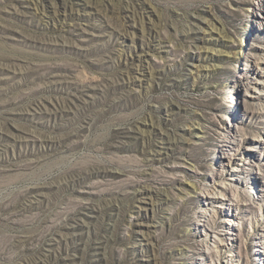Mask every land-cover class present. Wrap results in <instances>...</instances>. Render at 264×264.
Here are the masks:
<instances>
[{
	"label": "rangeland",
	"instance_id": "374dc122",
	"mask_svg": "<svg viewBox=\"0 0 264 264\" xmlns=\"http://www.w3.org/2000/svg\"><path fill=\"white\" fill-rule=\"evenodd\" d=\"M0 264H264V0H0Z\"/></svg>",
	"mask_w": 264,
	"mask_h": 264
}]
</instances>
